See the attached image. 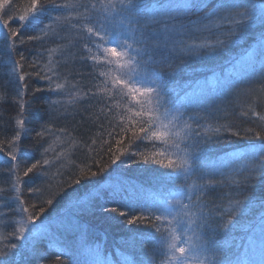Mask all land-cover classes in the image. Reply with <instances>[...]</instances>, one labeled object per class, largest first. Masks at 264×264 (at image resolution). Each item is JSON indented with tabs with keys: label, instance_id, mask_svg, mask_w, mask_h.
Masks as SVG:
<instances>
[{
	"label": "snow or ice",
	"instance_id": "snow-or-ice-1",
	"mask_svg": "<svg viewBox=\"0 0 264 264\" xmlns=\"http://www.w3.org/2000/svg\"><path fill=\"white\" fill-rule=\"evenodd\" d=\"M255 25L262 29L256 41L260 71L241 68L238 81L223 82L230 92L235 89L237 98H249L239 116L254 127L234 129L230 123L214 124L207 117L188 115L186 105L195 101L186 96L176 104L164 75L149 70L150 65L171 66L177 59L214 53ZM36 42L42 48L27 61L20 49ZM0 43V52L7 57L0 61V68L6 69L0 73V264H18L13 258L21 245L12 240L31 236L42 242L51 229L43 223L48 211L44 205L52 206L71 184L80 185L83 178L105 172L107 165L101 166L100 160L87 162L105 149L112 164L122 157L141 156L132 163L159 165L169 170L162 173L164 178L179 183L176 190L160 194L147 206L114 200L115 206L104 209L137 230L143 226L132 241L139 238L142 246L152 245L146 259L121 254L122 264H253L239 255L233 258L231 245L220 237L253 204L250 197L239 196L254 181L264 180V110H258L264 109V0H26L23 5L0 0ZM47 44L52 46L43 47ZM25 64L31 72L24 71ZM88 66L91 71L84 72ZM31 76L46 81L47 87L30 88ZM73 76L77 78L70 80ZM85 77L91 81L87 85ZM252 78L258 87L240 88ZM5 106L16 107V114L7 120ZM69 117L73 126L57 127ZM106 124L112 129L108 140L102 131L88 135L93 127L103 130ZM53 137H64L59 150L50 140ZM223 137L248 140L247 151L226 152L227 162L218 166L201 163L202 146L231 143ZM125 139L129 145L146 141L150 154L130 152ZM76 151H85V161L71 159ZM94 166L97 171H92ZM64 168L74 170L71 184L62 179ZM217 174L222 179H216ZM221 185L232 189L221 197L227 198V205L208 199ZM25 189L35 197L32 202L24 198ZM118 195L114 189L113 196ZM260 207L264 209V200ZM260 219L264 245V215ZM32 255L47 259L38 246H33ZM47 264L66 262L57 254Z\"/></svg>",
	"mask_w": 264,
	"mask_h": 264
},
{
	"label": "trees",
	"instance_id": "trees-1",
	"mask_svg": "<svg viewBox=\"0 0 264 264\" xmlns=\"http://www.w3.org/2000/svg\"><path fill=\"white\" fill-rule=\"evenodd\" d=\"M17 2L23 5L26 0H17ZM251 2L258 3L259 0H251ZM204 11H207V9H204ZM203 14V12L196 13V15L201 16ZM191 18L195 19L196 16L194 15ZM31 31L30 29L29 34H31ZM261 31L260 26L255 25L235 43L218 49L214 53L186 57L183 61L177 59L171 62V66L168 64L150 65L149 70L155 68L157 72L164 75L167 87L171 90L172 99L176 104L183 103L186 96L195 101L186 105L188 115L198 114L207 117L214 124L216 122L230 123L234 129L243 130L246 127H254L253 124L239 116L242 107L250 102L249 98L244 95L237 98L235 89L230 92L223 87V82L229 78L238 81L242 76V73L238 75L241 68L249 73L253 70L257 73L260 71L262 57L257 51L256 41L259 39ZM64 42L66 43V41ZM50 46L52 45H43V47ZM2 47L3 45L0 43V49ZM41 48L42 45L36 42L24 45L20 51L24 52L27 61H32ZM76 50H79V43H77ZM253 53H255L254 56ZM250 56H253L251 61L249 60ZM15 58L18 59L19 57ZM6 59L7 57L0 52V61ZM76 67L81 66L77 64ZM173 69H175L174 74ZM82 70L89 72L91 67H83ZM4 71H6L5 68H0V73ZM24 71L31 72L32 69L25 64ZM76 78L73 76L70 77V80ZM133 78L139 79L136 76ZM90 82V78H84L83 83L85 85ZM28 83L30 88L47 87L46 81L37 79L35 76L29 77ZM239 86L242 89L249 86L255 88L258 87V82L255 78H252ZM5 107L4 118L7 120L16 114V107ZM217 108L221 111L217 112ZM69 111H75V109L70 108ZM76 119L78 120L79 116ZM200 123L203 125L206 120H200ZM73 124L72 118L69 117L67 121H59L57 127L64 125L71 127ZM97 131H102L103 139L108 140L107 133L112 129L107 124L103 130L93 127L88 135H92ZM7 134L10 135L11 133ZM77 134L76 132L73 133V135ZM223 138L231 139V143L202 146L201 163L218 166L222 161L227 162L226 152H245L248 149V140L236 137ZM63 139L64 137H61L60 140H55L54 137L50 138L54 141V147L57 150H59ZM25 143L28 144V141L26 140ZM112 143L115 145L114 139ZM125 146L129 147L130 152L150 154L151 151V145L146 141H133L129 145L127 139H125ZM65 147L67 146L65 145ZM97 147H99V141ZM26 151L31 152L32 149L27 148ZM85 151H76L71 159L77 163L85 161ZM2 155L0 153V156ZM38 155L37 152V158ZM141 159V156L122 157L121 161L112 164L106 149L99 155L93 154V160L87 162L91 164L95 160H100L101 166L107 165V168L105 172L100 173L95 178H83L80 185L71 184V180L76 178L74 170L62 169L64 173L62 179L71 186L64 189L52 206L44 205L48 211L43 218V223L45 227L51 225L50 232L43 236L42 242L41 240H34L31 236L27 240L23 238L19 241L12 240V243L21 245L17 250L19 255L13 259L18 261V264H47V260L55 259V256L60 254L66 264H96L97 261L122 264V255L131 256L134 259L149 257L152 248L150 243L142 246L139 238L134 243L132 241L134 235L139 237L140 233L144 231L143 226L137 230L135 225H127L123 218L104 211L105 208L115 206L114 200L131 202L137 206H147L160 194H164L169 190L174 191L179 187L178 182L171 183L162 176V173L169 171L168 169L155 164L132 163L133 160ZM52 171H55V168ZM92 171H97V168L92 167ZM56 179L59 181L61 177ZM216 179L219 180L222 177L217 174ZM253 183V187L239 196L240 199L250 197L253 204L238 214L236 223L227 232V235L221 236L220 239H227L231 245L230 255L233 258L239 255L241 259L250 260L253 264H261V261L264 260V245L261 243L260 217L264 215V209H261L260 202L264 200V180L258 179ZM114 189L119 191L118 196H113ZM230 191L232 189L227 185L218 186L208 199L221 205H227V198L222 199L221 197ZM64 192H67L68 195L65 196ZM24 198L28 199L29 202L35 199V197L28 196L26 189ZM40 223V221H37V227H40ZM6 231H11V228L6 229ZM53 241L55 243H52ZM33 246H38V251H46L47 259L40 260L33 256ZM156 259L158 262L160 257Z\"/></svg>",
	"mask_w": 264,
	"mask_h": 264
}]
</instances>
